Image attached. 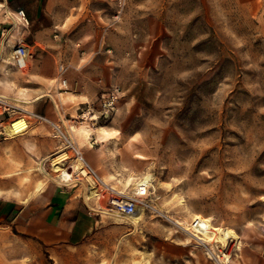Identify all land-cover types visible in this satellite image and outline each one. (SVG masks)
Masks as SVG:
<instances>
[{
	"label": "rangeland",
	"instance_id": "rangeland-1",
	"mask_svg": "<svg viewBox=\"0 0 264 264\" xmlns=\"http://www.w3.org/2000/svg\"><path fill=\"white\" fill-rule=\"evenodd\" d=\"M3 9L0 26L16 37L8 44L28 45L30 56L9 70L0 59V93L60 130L30 118L24 132H4L45 125L32 135L50 150L51 178L39 159L18 160L17 187L58 181L80 195L67 184L80 157L116 189L127 176L155 177L137 222L98 214L124 225V251L95 264H264V0H34L27 24ZM194 214L237 239L197 240L181 227ZM0 264L50 263L0 225Z\"/></svg>",
	"mask_w": 264,
	"mask_h": 264
},
{
	"label": "crops",
	"instance_id": "crops-1",
	"mask_svg": "<svg viewBox=\"0 0 264 264\" xmlns=\"http://www.w3.org/2000/svg\"><path fill=\"white\" fill-rule=\"evenodd\" d=\"M33 3L34 0H0L3 10L12 14L14 21L18 20L16 11L20 9L34 21ZM2 29L0 26V32ZM11 30L14 27L7 30L6 37L0 38L2 61L9 56L5 40L9 43L10 38H16L10 34ZM6 72L5 68L3 73ZM56 108L57 105L55 111ZM44 126L39 123L31 130V135L11 139L0 133V225L14 226L20 238L35 241L50 264H95L98 256L113 255L117 251L122 255L124 225L90 212L79 195L63 188L62 182L54 181L58 184L49 187L45 181L38 180L37 183H43L38 189L30 178L17 187L16 161L19 160L21 167H27L35 159L48 157L49 148H38L40 139L32 135L37 133L35 129L39 133ZM106 232L114 238L106 240ZM113 243L116 249L111 251L109 247Z\"/></svg>",
	"mask_w": 264,
	"mask_h": 264
},
{
	"label": "built area",
	"instance_id": "built-area-1",
	"mask_svg": "<svg viewBox=\"0 0 264 264\" xmlns=\"http://www.w3.org/2000/svg\"><path fill=\"white\" fill-rule=\"evenodd\" d=\"M16 15L18 20L24 24L28 23V20L25 16L23 10L16 11ZM7 16L12 19V14L7 13ZM7 33V29L3 28L0 32V38L3 37ZM5 45L11 49L10 55L8 56L7 60L5 61L6 65L8 66L7 69L11 67L23 68L26 66L27 59L30 56L29 46L24 43H14L13 45L8 44V39L5 40ZM63 69V66H60V70ZM16 100L10 98L2 93H0V116H4L7 118L8 124L13 123L18 119H22L25 122H29L30 118L34 119H42L48 121L57 131H59V124H56L52 121L47 120L44 116L34 111H30L18 105ZM3 120H0V126ZM0 128V133L4 134L3 126ZM26 130V126L20 128L15 133H22ZM62 134V133H61ZM65 137V136H64ZM67 146L71 149V151L76 154V158L80 155L78 149L68 141ZM85 169V173H82V169ZM73 173V181L69 180L67 184H76L78 183L81 188V194L79 197L86 205L87 209L90 212H94L97 214H105L108 215L106 212L109 213H118L123 215L124 217H134L137 214V204H141L142 207L145 206V198L142 199H135L131 197L127 193H122L120 189H116L112 185L108 183H104L102 179L97 175V173L93 170V168L88 163H83L82 168H79ZM66 185V184H63ZM94 188V193L92 196H88L87 191L89 187ZM98 205H95V204Z\"/></svg>",
	"mask_w": 264,
	"mask_h": 264
},
{
	"label": "bare ground",
	"instance_id": "bare-ground-1",
	"mask_svg": "<svg viewBox=\"0 0 264 264\" xmlns=\"http://www.w3.org/2000/svg\"><path fill=\"white\" fill-rule=\"evenodd\" d=\"M25 126L27 129L28 123L22 119H18L16 121H13V123L11 122V123L3 126V129H4L3 131L6 132L7 134H12V133H15L17 130H19L20 128L25 127ZM84 134L86 135V138H87L88 132L85 131ZM78 159H80V165L78 166V169H79V168H82L83 163H85V161L83 159H81V157ZM43 162H44L43 160H40L38 162L37 168L42 173H44L45 176L50 177L48 175V173H46L43 169ZM51 164L53 166V169L62 170L61 172L66 173L65 169L58 162V160L56 161L55 158H53ZM82 173H85L84 168L82 169ZM154 179H155L154 175L152 173H149V172H146V173L138 175V176H127L122 181L123 188L120 191L122 193L129 194L131 197H133L135 199H142L145 197H149L150 194L151 195L154 194V191L150 193V190L152 188H154V184H153ZM102 181L104 183H106L105 180H102ZM42 185H43V183L39 181L37 183V188L40 189L42 187ZM93 193H94V188L90 186L88 191H87V194H88V196H92ZM142 208L143 207L141 204H137V214L133 217L135 219V221H136V218L141 213ZM109 214L114 215L115 218H117V219H123L124 218V216H122L118 213H109ZM210 220L206 217L199 215V214H194L190 223H187L184 221L183 225H181L178 220H175L174 223H176L179 226L181 225V227L183 229H185L187 231V233H189L190 235H192L193 237H195L199 241H206L208 243L221 242L222 244H224L227 242L228 239H232V240L237 239L236 233L232 229L226 228V227L214 226L210 222ZM132 223L134 225V221ZM209 252H210L209 254H212L210 249H209ZM214 258L218 264H222V263H220V260H218V257L214 256Z\"/></svg>",
	"mask_w": 264,
	"mask_h": 264
}]
</instances>
